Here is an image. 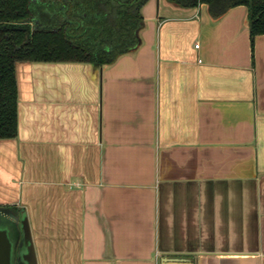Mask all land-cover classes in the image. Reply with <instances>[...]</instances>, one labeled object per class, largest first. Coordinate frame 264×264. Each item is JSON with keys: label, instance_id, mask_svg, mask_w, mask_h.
I'll use <instances>...</instances> for the list:
<instances>
[{"label": "crops", "instance_id": "0c3cea01", "mask_svg": "<svg viewBox=\"0 0 264 264\" xmlns=\"http://www.w3.org/2000/svg\"><path fill=\"white\" fill-rule=\"evenodd\" d=\"M141 15L111 64L16 63L0 208L37 264H264V35L245 6Z\"/></svg>", "mask_w": 264, "mask_h": 264}, {"label": "trees", "instance_id": "16d2710c", "mask_svg": "<svg viewBox=\"0 0 264 264\" xmlns=\"http://www.w3.org/2000/svg\"><path fill=\"white\" fill-rule=\"evenodd\" d=\"M148 0H0V140L17 133L19 62L103 66L139 46ZM184 9L206 5L212 20L245 6L250 39L264 35V0H166Z\"/></svg>", "mask_w": 264, "mask_h": 264}, {"label": "water", "instance_id": "95a60500", "mask_svg": "<svg viewBox=\"0 0 264 264\" xmlns=\"http://www.w3.org/2000/svg\"><path fill=\"white\" fill-rule=\"evenodd\" d=\"M0 264H37L27 216L23 210L16 217L0 208ZM160 264H193L191 257L163 256Z\"/></svg>", "mask_w": 264, "mask_h": 264}, {"label": "rangeland", "instance_id": "374dc122", "mask_svg": "<svg viewBox=\"0 0 264 264\" xmlns=\"http://www.w3.org/2000/svg\"><path fill=\"white\" fill-rule=\"evenodd\" d=\"M11 211V210H10ZM13 212H11L12 214ZM2 222H4V217L3 216H0V224H2Z\"/></svg>", "mask_w": 264, "mask_h": 264}]
</instances>
